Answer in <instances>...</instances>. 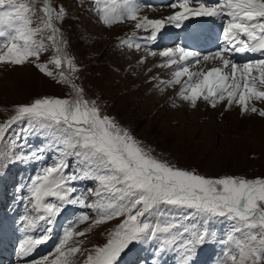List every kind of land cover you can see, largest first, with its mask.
<instances>
[{"label":"snow or ice","instance_id":"obj_1","mask_svg":"<svg viewBox=\"0 0 264 264\" xmlns=\"http://www.w3.org/2000/svg\"><path fill=\"white\" fill-rule=\"evenodd\" d=\"M192 3L169 5L179 10L163 19L141 16L142 8L152 6L139 0H92L91 10L107 27L135 22L136 31L118 46L143 50L139 65L149 56L165 58L154 67L169 69L170 79H148L156 91L163 94L180 85L177 97L192 108L199 101L212 108L226 104V110L235 104L242 114L264 117V107L257 106L264 104V0ZM36 11V0H0V67L30 65L70 92L65 98L41 97L15 105L14 114L0 123V171L17 163L42 165L22 186L27 195L18 223L26 235L17 256L30 257L50 241L57 217L66 206L79 205L90 212L81 211L64 227L53 252L27 264H75L77 254H86L83 264H119L133 245L153 249L152 264H168L170 254L175 264H196L200 250L212 242L221 246L215 264H264V177L206 176L154 154L75 83L78 68L64 51L54 23L65 18V8L56 10L50 0H43V15ZM192 16L225 20L218 50L202 54L177 47L157 53L148 48L166 24L179 28ZM139 30L148 35L137 37ZM50 49L54 54L43 60ZM236 54L258 58L241 63ZM173 107L178 105L173 102ZM28 137L41 139V145L26 152ZM48 154L52 162L45 165ZM113 220L119 223L108 230L106 243L84 247L82 238ZM86 222L88 227L77 230Z\"/></svg>","mask_w":264,"mask_h":264},{"label":"rangeland","instance_id":"obj_2","mask_svg":"<svg viewBox=\"0 0 264 264\" xmlns=\"http://www.w3.org/2000/svg\"><path fill=\"white\" fill-rule=\"evenodd\" d=\"M50 2L54 9L59 10V7L63 6L66 10L65 18L62 21L54 20V23L60 29L58 37L64 42L62 45L64 51L73 58L78 68V72L74 74L75 83L85 89L89 98L98 99L108 115L115 117L129 128L137 139L154 149V154L178 167L195 170L206 176L233 175L250 179L264 177V135L261 136L259 131L251 132L243 128L228 131L224 128L225 121L222 120L226 107L212 108L207 103L199 101L197 107L192 108L177 97L178 86L169 88L161 94L148 83L150 76L159 75L164 78L169 75L170 70L154 67L164 62L165 58L156 59L149 56L146 64L139 65L138 60L146 55L143 50L132 52L118 46L121 39L130 37L136 31L130 29L134 28L135 22L126 21L112 27L105 26L100 22L96 12L91 10L92 0ZM42 4L43 0H36L37 16L43 15L40 11ZM145 34L144 30L137 31V37H146ZM139 42L145 44L143 39ZM160 49L154 50L157 52ZM53 54L54 49H50L43 54L42 59L47 60ZM148 69L152 71L149 72ZM69 92L67 86L56 83L30 65L7 69L0 67V123L14 114L15 105L27 104L41 97L65 98ZM173 102L178 107H173ZM217 107L221 110L214 112ZM212 115L214 119L211 118ZM13 129L19 131V126L13 125ZM41 143V139L28 137L25 151L35 149ZM51 162L52 156L48 154L43 164ZM41 166L40 162L17 163L0 171V208L3 207L6 212L15 210L17 200L24 203L22 209L25 207L23 197L27 192L22 186ZM76 186L78 190H83L82 185ZM18 188H21L20 192L17 191ZM17 211L18 218L12 223L15 231L22 226L18 223L19 217L23 215L22 210L18 208ZM83 211L90 212L88 209ZM63 213L62 211L56 220L62 217ZM70 213L72 217L78 216L77 212ZM4 219L6 216H0V250L4 247L5 251L9 252L0 259V264H20L21 258L17 256L19 245H16L15 237L11 241L9 238V243L3 239L6 237L1 223ZM118 223L119 220H113L106 225L93 228L91 233L82 238L84 247L91 248L93 245L106 243L108 230ZM86 227L87 222L80 225L77 230ZM58 239L53 238L51 252ZM11 245L13 247L10 248ZM205 247V251L200 250L198 258L200 257L204 264L215 263L221 246L212 242ZM126 251L122 254L119 264L126 260L127 264H149L154 258L153 249L147 245H133ZM132 252L137 254L135 262L131 257ZM127 253L129 256L125 257ZM85 255L77 254L75 264H83ZM166 258L168 264H175L172 254ZM128 260H132V263H128Z\"/></svg>","mask_w":264,"mask_h":264},{"label":"bare ground","instance_id":"obj_3","mask_svg":"<svg viewBox=\"0 0 264 264\" xmlns=\"http://www.w3.org/2000/svg\"><path fill=\"white\" fill-rule=\"evenodd\" d=\"M139 2L143 5H151L152 6V8H149V7L142 8V11L140 13L141 16H148L150 19H163L164 17L172 15L173 12L179 10L178 7L175 9L172 7H169V5L174 4V3L178 5L179 0H139ZM203 2L207 6H211L215 3H217L218 0H203ZM190 6L198 7L199 5L197 3V0H193V3ZM155 7H156V9H155ZM160 9H163V10H160ZM224 23H225L224 19L217 18V17H196V16H192L188 20L184 21L183 24H181V26L179 28H177L175 25L166 24L165 27L163 29H161L160 32L157 34L156 41L148 44V48L153 49V51H155L154 49L161 48L158 51L156 50L157 53H159L161 50H165V49H169V48L185 47V48H188L190 50L198 51L202 54H208L210 52H214V51L218 50V48L223 45L222 34H223ZM130 29L135 30L134 28H130ZM145 35H148V32H146ZM141 38H142V36H141ZM143 41L145 43H147L146 40L143 39ZM173 43H177V45L172 46ZM159 58L160 57L157 55L156 59H159ZM253 58H258V57L257 56H250L247 54H236V56H235V59L241 63L245 62L247 59H253ZM150 59H151V57H150ZM213 63L214 62H209L208 66H212ZM161 69L164 70L165 68H161ZM163 79H165V80L170 79V75L165 76ZM177 86L180 88L179 85H177ZM217 106L220 108H223V107H226V104H218ZM257 106L258 107H264V104H259L257 102ZM218 107H217V109L214 110V112H216V111L219 112L221 110V109H218ZM224 109L225 110L223 111L222 120L225 121L224 128H226L228 131L231 129L238 131L239 129L243 128L246 130H251V132L259 131V133H261V136L264 135V128H262V127H264V118L263 117H258L259 115L254 114V113L242 114L240 107L238 105H235V104L232 107L227 108V110H226V108H224ZM211 118L214 119L215 118L214 115H212ZM212 121H214V120H212ZM71 210H74L75 212H77L78 215L80 214L81 211H83V209H81L80 206H78L77 208H70V206H66V208L63 212H65V211L69 212ZM15 214H16V211H14L13 209L9 212L8 211L6 212V209H4L3 207L0 208V216H6V219L2 220L1 223H2L3 229L7 232L8 236H13V234H14V225L8 223V221L12 217H14ZM22 214H24V212ZM75 219H76V217H75ZM14 220L15 219H12V222ZM62 222H64V220L58 219L56 221V223L52 226L54 229L53 237L59 238L60 237V231H61V235H62L63 229H64V228H62V229L60 228ZM69 223L70 222H68L65 225V227ZM32 234H34V233H32ZM16 235H18V240H19L18 245H19L20 241L24 238V236L26 234L22 233L20 230L19 231L17 230ZM50 245L53 247V238L50 241L46 242L45 244L39 246L37 248L36 253L33 256L31 255L30 257H26V258L21 259L20 264H27V262L32 260V259H37V257H39L41 255L42 256L47 255L48 253H50V251L52 249V248L50 249ZM202 250L205 251V248ZM7 253L8 252H5L4 255H6ZM128 254L129 253H127V255H124V256L128 257L129 256ZM4 255L0 254V259ZM131 257L133 258L132 260H134V262H135L136 252H134V253L132 252ZM132 260H128L129 261L128 263H132ZM124 262H122V264H125ZM149 264H152V262H150ZM196 264H204V263H203V260L201 261L199 259V260H196ZM212 264H215V263H212Z\"/></svg>","mask_w":264,"mask_h":264}]
</instances>
